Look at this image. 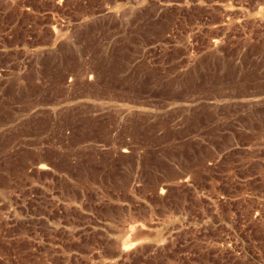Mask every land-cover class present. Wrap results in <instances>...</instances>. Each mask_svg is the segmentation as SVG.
<instances>
[{"label":"rangeland","instance_id":"374dc122","mask_svg":"<svg viewBox=\"0 0 264 264\" xmlns=\"http://www.w3.org/2000/svg\"><path fill=\"white\" fill-rule=\"evenodd\" d=\"M126 202L182 243L127 264H264V19L0 0V264H65Z\"/></svg>","mask_w":264,"mask_h":264},{"label":"crops","instance_id":"0c3cea01","mask_svg":"<svg viewBox=\"0 0 264 264\" xmlns=\"http://www.w3.org/2000/svg\"><path fill=\"white\" fill-rule=\"evenodd\" d=\"M216 3L244 18L259 15L264 19V0H216ZM121 206L124 212L118 218L102 219L91 213L94 219L88 232L98 234L99 242H95L91 249H69L65 264L74 260L82 261V264H127L126 258L132 253H137L143 263L144 259H150L158 252L181 249L182 243L172 241L169 228L163 227L162 215L134 213L130 202L122 203ZM107 243L114 246L112 253L105 250Z\"/></svg>","mask_w":264,"mask_h":264}]
</instances>
